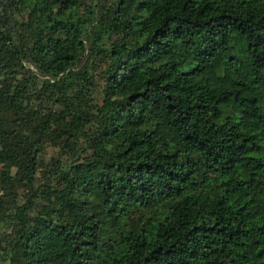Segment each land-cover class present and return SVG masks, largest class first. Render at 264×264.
I'll list each match as a JSON object with an SVG mask.
<instances>
[{"label": "trees", "instance_id": "trees-1", "mask_svg": "<svg viewBox=\"0 0 264 264\" xmlns=\"http://www.w3.org/2000/svg\"><path fill=\"white\" fill-rule=\"evenodd\" d=\"M0 264H264V0H0Z\"/></svg>", "mask_w": 264, "mask_h": 264}, {"label": "built area", "instance_id": "built-area-1", "mask_svg": "<svg viewBox=\"0 0 264 264\" xmlns=\"http://www.w3.org/2000/svg\"><path fill=\"white\" fill-rule=\"evenodd\" d=\"M0 196H1V191H0Z\"/></svg>", "mask_w": 264, "mask_h": 264}]
</instances>
